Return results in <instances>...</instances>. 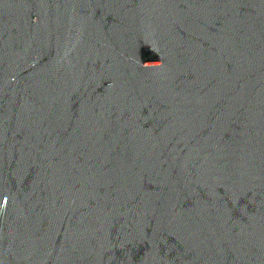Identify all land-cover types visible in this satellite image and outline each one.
I'll list each match as a JSON object with an SVG mask.
<instances>
[{"label":"water","instance_id":"water-1","mask_svg":"<svg viewBox=\"0 0 264 264\" xmlns=\"http://www.w3.org/2000/svg\"><path fill=\"white\" fill-rule=\"evenodd\" d=\"M0 264H264V0H0Z\"/></svg>","mask_w":264,"mask_h":264}]
</instances>
